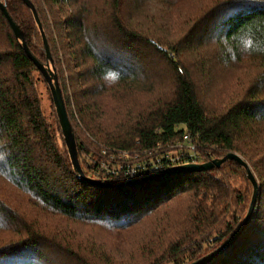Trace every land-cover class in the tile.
<instances>
[{
    "label": "trees",
    "instance_id": "obj_1",
    "mask_svg": "<svg viewBox=\"0 0 264 264\" xmlns=\"http://www.w3.org/2000/svg\"><path fill=\"white\" fill-rule=\"evenodd\" d=\"M29 1L52 66L33 11L0 3L58 80L85 177H150L158 171L125 175L111 155L158 144L190 140L188 165L239 155L259 183L257 204L207 264H264V0ZM0 38V181L14 192L0 190V264H192L241 227L254 188L235 161L122 187L83 180L61 128L66 153L44 118L33 73L48 84L1 8Z\"/></svg>",
    "mask_w": 264,
    "mask_h": 264
},
{
    "label": "water",
    "instance_id": "obj_2",
    "mask_svg": "<svg viewBox=\"0 0 264 264\" xmlns=\"http://www.w3.org/2000/svg\"><path fill=\"white\" fill-rule=\"evenodd\" d=\"M23 1L34 13L36 22H37V24H38V26L42 32L43 41H44V45L46 48L48 59H49L51 66H52L53 61H52V57L50 54V49H49L46 37L43 33L42 25H41L40 19L38 17V14H37L36 10L34 9L33 5L30 3L29 0H23ZM0 8H1L4 16L6 17L15 37L18 40L22 41V44H23V47H24V50H25L27 56L37 66V68L40 70V72L42 73L44 79L46 80V82L48 84V87H49L50 92H51L52 100H53V103H54V106L56 109V114L58 117L59 125H60V128L62 130L64 140H65V144L67 146L71 161L73 163L75 170L82 177L83 180L91 182L93 184L102 185V186L122 187V186L132 185L135 183H146V182H150V181H153V180H156L159 178H163V177H167V176H171V175H176V174L187 173V172H191V173L208 172V171H212L214 169H219L227 161H235L238 164H240L244 169H246L247 174H248V178L251 181L253 188H254V197H253L249 212H248L243 224L236 231V233L230 238V240H228L224 245H222L216 252H214L211 255L203 258L202 260L195 262V263H192V264H207L208 262H210V261L218 258L219 256H221L222 254H224L231 246H233L234 243L247 230V228L249 227V225L251 223V220L253 217V212H254L255 206L257 204V195H258L259 189H260L259 183H258L256 177L254 176L251 168L249 167L248 163L239 155L228 154L226 157H224L221 160H214L212 162L205 163L202 165L178 166V167H174V168H171L168 170L160 171V172H158V173H156L150 177L139 179L138 181L126 182V183H121V184H117V185L101 184V183L93 181L89 178H86L82 169H81L80 163H79L78 153H77V144H76L75 136L73 133L72 125H71V122L68 118V113H67V109H66L65 102L63 99V95H62L58 80L54 76L53 70L48 65H47V67H44L42 64H40L32 56V54L30 53V51H29V49L25 43L24 34L22 33L20 28L14 23V21L10 17V15L7 12L6 7L3 6L1 3H0Z\"/></svg>",
    "mask_w": 264,
    "mask_h": 264
},
{
    "label": "built area",
    "instance_id": "obj_3",
    "mask_svg": "<svg viewBox=\"0 0 264 264\" xmlns=\"http://www.w3.org/2000/svg\"><path fill=\"white\" fill-rule=\"evenodd\" d=\"M154 149V153L158 157L154 158L153 160L152 158H147L139 164H135L139 159L138 156L131 157L133 152H114L113 155H111V158L115 159L117 162H125L127 166H120L118 170L123 171L125 175L130 176L138 172H160L170 167L183 166L186 164L188 165V161L186 160V158L188 156L195 157V155L197 154V147L190 140L183 143H167L163 146L158 144V146ZM106 152L107 151H104L103 153L106 154ZM104 165L105 169L112 170L110 168L111 163H109V165L103 164V166ZM149 166L151 167L149 168ZM137 169H140V171H137ZM113 170L114 172L117 171V169Z\"/></svg>",
    "mask_w": 264,
    "mask_h": 264
},
{
    "label": "rangeland",
    "instance_id": "obj_4",
    "mask_svg": "<svg viewBox=\"0 0 264 264\" xmlns=\"http://www.w3.org/2000/svg\"><path fill=\"white\" fill-rule=\"evenodd\" d=\"M0 41H2L1 38H0ZM33 78L36 82V87H37L38 95H39V98L41 101V107H42V112H43L44 118L46 119L48 124L51 125L52 129L55 131V135L58 139V144H59L60 150H62L63 153H66V151L63 150L64 149L63 138L61 136V130H60L59 122H58L57 115H56V109H55L54 103L52 101L50 91L48 90L47 85L45 84V82L43 81V79L41 78V76L39 75L38 72L33 73ZM75 112L76 111H75V108L73 106L72 109L69 111L70 118H71L72 122L75 121L74 120L75 119ZM74 125L77 129V133L80 134V132H79L80 128L77 126V123L74 122ZM154 150H155L154 147L149 148V149H144V150L143 149L137 150V151H134L132 153L131 157L138 156L139 159L135 164H139L140 162L144 161L147 158H152V160H153L154 158L158 157L154 153ZM92 154L90 152L89 155H85L84 160H83V162H85V166H88L90 164V159H91ZM109 162H110L109 160H104V163L106 165H109ZM0 190L8 191V193H10V196L14 195L13 191L6 189V186L2 181H0Z\"/></svg>",
    "mask_w": 264,
    "mask_h": 264
}]
</instances>
